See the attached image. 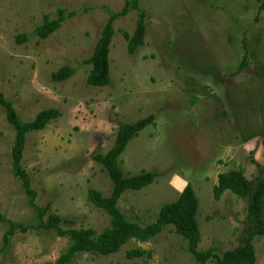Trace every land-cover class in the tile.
<instances>
[{"label":"rangeland","instance_id":"1","mask_svg":"<svg viewBox=\"0 0 264 264\" xmlns=\"http://www.w3.org/2000/svg\"><path fill=\"white\" fill-rule=\"evenodd\" d=\"M128 1L0 0V93L24 123L46 109L61 113L45 130L28 135L16 164V131L0 106V216L5 220L0 221V264H56L71 245L68 237L39 227L20 173L36 192L35 205H50L49 213L64 220L65 230L102 233L108 228L111 218L88 199L91 189L105 197L112 190L93 156L109 151L121 123L150 115L154 125L129 143L120 161L126 174L148 171L158 177L141 191H127L118 202L120 211L129 222L146 227L191 184L200 201L198 251L222 255L245 243L248 203L231 191L217 201L213 188L221 173L243 170L254 180V160L264 167L255 153L264 151L260 0H139L147 14L144 49L134 55L127 51L122 32L133 35L139 18L131 11L114 23L111 85L89 86L92 66L85 62L111 16ZM61 13L60 29L40 40L35 31L45 17L55 20ZM22 35L28 40L19 43ZM245 56L248 66L238 73ZM64 66L74 74L54 82L52 74ZM12 223L27 231H17L5 245ZM253 244L256 264H264V236ZM133 249L152 257L129 259ZM70 264L197 263L187 241L169 227L147 243L132 241L111 256L80 253Z\"/></svg>","mask_w":264,"mask_h":264},{"label":"trees","instance_id":"2","mask_svg":"<svg viewBox=\"0 0 264 264\" xmlns=\"http://www.w3.org/2000/svg\"><path fill=\"white\" fill-rule=\"evenodd\" d=\"M131 11L138 12V21L133 35L122 32L127 42L129 55H134L145 45L147 33L146 12L139 7V0H131L125 4L123 10L113 14L107 25L104 27L101 37L96 43L92 56L86 60V64L92 66L87 78L89 86L105 88L111 85L110 47L115 35L114 23L122 17H126ZM259 11L264 12V0H260ZM64 21L63 13L58 19L51 20L45 17L42 26L35 31L40 40L48 39L53 33L60 29ZM28 40L26 35L18 37L19 43ZM248 57L245 56L238 73L243 72L248 66ZM74 74V70L64 66L58 72L52 74V80L62 83ZM0 106L6 111L8 122L16 131V140L12 148L14 163L22 160L26 149L29 134L45 130L47 126L61 116L57 109H46L41 111L32 122L24 123L20 120L13 105L0 93ZM155 116L133 123H121L113 146L105 154L97 153L93 160L102 166L103 171L108 175L112 183L110 196L105 197L100 191L91 189L88 192L89 201L97 208L106 212L111 218V224L102 233L95 229H69L62 227L64 220L55 214H50V205L44 208L37 207L34 203L36 192L32 190L28 176L23 172L24 187L31 196V204L36 208L39 217V227L47 231H54L60 237H68L71 245L68 250L57 260L56 264H70L80 253H95L101 256H111L119 253L132 241L147 243L158 237L167 228L172 227L174 232L183 237L188 243V250L195 258L197 264H206L210 260L214 264H256L257 256L254 238L264 236V167L254 160L258 165V174L254 180H249L243 170H229L218 175L217 184L213 188L215 200L219 201L225 192L231 191L238 198L248 203L247 209V238L244 245L218 255L216 250L210 249L199 252L198 247L202 241L199 229L198 213L200 201L191 184H188L179 198L174 202L164 204L156 213V221L146 227L129 222L118 207V202L127 191H141L142 189L156 182L158 175L155 172L142 171L140 174H126L121 166V157L129 143L137 138L147 127L154 125ZM0 221L5 220L0 216ZM17 231L25 232L26 228L11 224L10 230L4 238L5 245L9 237ZM151 258V253L142 249H133L128 252L129 259Z\"/></svg>","mask_w":264,"mask_h":264},{"label":"crops","instance_id":"3","mask_svg":"<svg viewBox=\"0 0 264 264\" xmlns=\"http://www.w3.org/2000/svg\"><path fill=\"white\" fill-rule=\"evenodd\" d=\"M124 18H126V17H124ZM146 19H147V14H146ZM147 36V35H146ZM126 41V40H125ZM127 43V42H126ZM145 43H146V41H145ZM111 45H112V43H111ZM145 46V45H144ZM143 46V47H144ZM142 48V47H141ZM144 48H142L141 50H143ZM110 50H111V47H110ZM140 50V51H141ZM110 67H111V64H110ZM135 70V69H134ZM131 80V82H133V80L135 81V76L133 77V79H130ZM250 141V140H249ZM249 141H247V142H249ZM255 153L257 154V157H258V161L259 162H262L263 163V157H264V151H263V149H257V151H255ZM261 157V158H260ZM262 159V160H261Z\"/></svg>","mask_w":264,"mask_h":264}]
</instances>
